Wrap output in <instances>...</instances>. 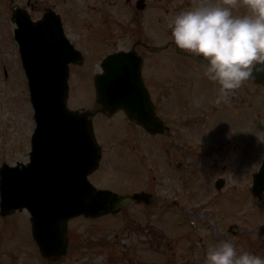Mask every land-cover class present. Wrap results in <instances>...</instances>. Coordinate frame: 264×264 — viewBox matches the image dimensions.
Instances as JSON below:
<instances>
[{
	"label": "rangeland",
	"instance_id": "obj_1",
	"mask_svg": "<svg viewBox=\"0 0 264 264\" xmlns=\"http://www.w3.org/2000/svg\"><path fill=\"white\" fill-rule=\"evenodd\" d=\"M136 1L49 0L50 3H47L46 0H40L39 4L35 5V8L46 4L51 5L62 14L66 32L86 57L83 67L78 66L72 69L69 100L71 107H92L95 98L92 81L94 73L99 70L100 59L112 48H129L132 39L129 35L132 33L136 36L151 34L153 39H156L155 42L150 41L154 45H162L167 39L174 42L171 35L172 21L177 13L208 3L227 6V0H146L145 10L139 11L135 6ZM27 2L28 0H0V165L4 161L14 165L17 161L29 160L30 141L35 126L27 81L14 40L15 25L13 26L10 20L11 11L16 6L28 8L34 19L39 16V10L31 9L27 6ZM233 11L240 15L250 13L242 2ZM170 54H175V57ZM168 58L174 65L180 63L178 59L185 63V66L193 64L191 60L184 59L169 50L166 54L167 62L158 65L163 68L167 66L170 70ZM183 70L188 76L185 81H192L191 75L195 74L196 82L202 84H197V87L199 86L197 99L201 104L209 103V106L214 107L213 114L217 123H221L220 129L216 128L217 123L216 126L208 123L195 126L192 132L206 133L204 134L206 142H211L214 147L220 149L223 141H216L217 130L224 137L227 136L228 131L233 136L236 134V129L244 128L247 131V138L246 132L242 129L243 131L240 132L242 138H233L230 146L231 150L236 146V151L239 154L242 153V160L239 161V158L235 156L232 162L226 163L224 173L227 177V191L230 193L219 199V209L224 211L225 204H229L228 202L243 208L244 205H250L253 201L252 206H248L250 210L238 213L239 210L235 211L238 208L234 207L233 215L225 212L228 216H233L231 217L233 220L226 221L222 226H218V220L214 215L212 218L216 220V223H212L211 218L203 214L206 210L203 207L199 209L202 213L195 218L190 216L193 212L183 217L166 214V208H162V204H164L163 198L166 193L165 187L170 186L171 183L168 184L161 175V167L165 166L163 153L158 147V142L154 139L148 142V139L144 137L142 151L147 158L149 155L150 173L148 174V166L141 165L138 159L132 163L118 161L126 155L124 149H119L115 154L114 165L107 167L105 178L99 180L98 184L110 185L115 192L126 194L132 186L150 175L149 181L152 180L150 189L154 190L157 200L155 206L146 208L133 205L117 215L97 220L80 217L70 221L68 251L58 261H49L41 256L31 236V224L27 211L19 212L17 216H11V218L0 217V264H206L205 251L219 245L223 236H231V233H223L222 230L235 221L240 223L241 227L236 229L234 234L236 237H232L231 241L237 245L238 249L247 246V250L264 256V248L257 251L249 246L251 241H247L248 235H252L249 228L255 226L257 220L260 225L264 224V211L261 204L252 195L249 198L251 193L247 189V186L250 188L252 185L251 174L259 169L262 155H264V86L245 82L240 87L244 97L238 94L239 89H235L227 101L217 103L218 95L215 97L212 94L215 93L213 90L215 81H211L204 74V66L199 65L195 72L192 67H185ZM211 96L214 97L211 98ZM205 108L210 109V107ZM105 120L102 121L106 130L104 142L108 153L112 155L117 146L113 126L115 119L106 118ZM148 147L151 149L150 152ZM126 164L129 165L126 166ZM216 170L215 176H221L220 171ZM243 182L245 186L241 185ZM165 183L167 184L164 185ZM207 183V176H202L200 182L186 181L188 187L184 190V199L186 202L189 197L190 210L197 211L196 205L203 203L199 201V198L190 199V196L198 195V192L202 193ZM236 185L241 186H238L236 194H233ZM175 187L178 188L177 194L183 195L180 190L183 184L178 182ZM168 195L166 193V196ZM173 197L170 196V200ZM194 219L196 223L188 226L189 221L193 222ZM198 223L200 224L197 227ZM201 223L202 228H205L203 230H199ZM200 237H203V240L199 241ZM216 239L218 241L215 244Z\"/></svg>",
	"mask_w": 264,
	"mask_h": 264
},
{
	"label": "water",
	"instance_id": "obj_2",
	"mask_svg": "<svg viewBox=\"0 0 264 264\" xmlns=\"http://www.w3.org/2000/svg\"><path fill=\"white\" fill-rule=\"evenodd\" d=\"M138 7L143 8L144 5L138 4ZM55 18L50 12L44 16L43 21L36 24L26 11L18 9L14 12L13 19L18 25L16 39L20 42L29 78L37 129L32 140L30 163L22 168H13L9 174L3 168L0 179L1 214L6 215L13 209L26 207L32 215L33 236L47 258L65 253L69 219L80 215L97 218L118 212L133 199L149 202L150 197L118 196L108 190H97L89 182L88 174L99 164L100 148L96 146L91 122L87 120L88 113L74 112L67 106L69 63L81 64L83 57L69 44L62 49V28L60 24L56 25L59 21L54 22ZM44 27L53 30L56 44L62 46L59 51L58 45L56 49L50 45L53 50L50 57L36 48L38 41L44 43L46 40ZM38 58L41 59L40 64ZM136 58L138 56L135 54L120 52L104 60V73L95 77L97 102L102 105L104 112L112 114L123 109L130 118L136 119L150 132H161L163 123L155 116V108L148 101L140 74L141 64ZM254 76V82L264 85V73H254ZM148 107L152 116L150 111L146 115L145 109ZM79 130L86 131L83 138L88 140V145L79 150L82 155H88L84 167L78 169L76 161L69 165L68 184L46 179L39 181L36 173L40 170L48 175L53 170L65 172L67 158L71 154L67 140H75ZM253 192L256 195L264 192V161L254 176Z\"/></svg>",
	"mask_w": 264,
	"mask_h": 264
},
{
	"label": "flooded vegetation",
	"instance_id": "obj_3",
	"mask_svg": "<svg viewBox=\"0 0 264 264\" xmlns=\"http://www.w3.org/2000/svg\"><path fill=\"white\" fill-rule=\"evenodd\" d=\"M39 2L40 0H35L33 6L34 9L39 10V15L42 16L48 8V5L46 4L42 7L35 8V5L39 4ZM40 17L38 19H40ZM172 44H174L172 41H166L165 46L157 48L150 43L148 36H136V34H132L131 48L135 49L143 59V81L148 89L151 101L156 107L157 115L162 119L167 129L163 130L162 133L152 134L136 121L131 120L124 111H119L110 117L115 119L114 139H116L115 142L117 144L114 153L110 155L107 151V147L104 145V139L106 140L105 130L100 129V131H98L95 123V134L99 144L102 146L103 157L100 167L90 176V179L92 182L98 183L99 180L105 178L106 172L104 171L103 165L107 164L113 166L116 160L115 154L118 153L119 149H124L126 155L119 158L118 161L132 163L138 159V162L141 165L149 167L148 162L150 159L149 155L147 158L142 151V139L145 137L146 140L148 139V142L154 139L158 142V147L162 150L165 161V166L162 165L161 167L162 178L168 181V184L171 183L170 186L165 187V192L169 194L166 196L165 193L163 198L164 205L162 207L166 208L165 213L183 216L184 213L188 211V203H185L184 199V190L188 187L186 181L193 180L200 182L202 176H207L208 183L204 191L202 193L198 192V195L194 194L195 196H190V199L193 200L194 198H199V201H202V199L206 197L208 202L199 203L196 206H201L203 209L208 207L211 210V217L214 215L219 221L220 226H222L226 221L228 222L231 220V215L228 216L225 213V210L218 211L219 199L230 193L227 191V177L224 173L227 167L226 163L232 162V159L235 156L241 161V154L236 151V146L231 150L230 146L233 135L230 132H228L226 137L221 134L220 139H218L216 132V141H223V145L220 149L214 147L211 142H206L204 135L206 133L201 132L198 134V131L192 132V129L200 124L207 125L209 123L216 126L213 114L214 107L212 108L209 106V103L201 104L199 99L195 98L196 90L192 86L194 83H186L185 81V78L188 76L183 68L192 67L195 72V70H197L196 64L199 65L204 62L196 55L188 53L186 50L180 49L176 45L175 52L177 55L184 59L191 60L193 66H185V63L181 62L179 59L178 61L180 63L174 65L170 62L169 58L168 66L170 67V70H168L167 66L164 68L159 66V63L167 62L166 54L169 52V47ZM115 51L117 50L112 48L108 53ZM194 76L195 74L192 75V77ZM215 85L219 88V85L216 82ZM224 106L227 105L224 104ZM205 107H210V109ZM99 115L102 114H96L93 119ZM236 137L242 138V133H240V136L238 135ZM148 151H151L149 147ZM220 163H223V165H220ZM127 165L129 164H126V166ZM216 169L220 171L221 176H215L217 172ZM211 178L212 180H210ZM178 182L183 184V187L180 188L183 195L177 194L178 188L175 187V185ZM166 184L167 183L164 185ZM150 186L151 184L145 179L132 186L126 194L137 191H152L153 201L157 204L155 193L150 189ZM104 188L110 187L106 186ZM217 193L223 194L217 196ZM170 196H174L172 200H170ZM133 204L144 206L143 204H137L136 202L131 203V205ZM260 204L264 211L263 202L261 201ZM255 223H259V221L257 220ZM226 229H223V232H227V234L231 233V235L233 233L236 234V231L233 230L232 224H228ZM249 229L251 230L252 235L250 236L247 234L249 236L247 241H251L252 243L256 242L259 249H263L264 225H255ZM227 238L230 239L231 236L228 235ZM199 240L201 241L202 238ZM206 254L207 251H205V255Z\"/></svg>",
	"mask_w": 264,
	"mask_h": 264
},
{
	"label": "clouds",
	"instance_id": "obj_4",
	"mask_svg": "<svg viewBox=\"0 0 264 264\" xmlns=\"http://www.w3.org/2000/svg\"><path fill=\"white\" fill-rule=\"evenodd\" d=\"M241 2L250 13H234ZM171 35L180 49L204 62V74L219 85L217 103L254 73H264V0H227V6L208 3L181 11ZM206 264H264V256L224 240L209 248Z\"/></svg>",
	"mask_w": 264,
	"mask_h": 264
}]
</instances>
